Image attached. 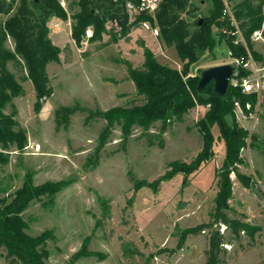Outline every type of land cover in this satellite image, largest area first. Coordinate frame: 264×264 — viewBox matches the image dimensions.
<instances>
[{
	"label": "rangeland",
	"instance_id": "obj_1",
	"mask_svg": "<svg viewBox=\"0 0 264 264\" xmlns=\"http://www.w3.org/2000/svg\"><path fill=\"white\" fill-rule=\"evenodd\" d=\"M186 1L181 14L194 29L196 20L210 15L212 4ZM241 1L225 3L232 8ZM69 20L72 26L70 16L65 21ZM106 27L101 37L86 39L82 35L80 40L69 33V25L59 32L50 29L52 41L61 49L59 60L47 65L53 93L43 98L38 111L33 82L23 80V92L5 108L7 113L14 112L26 129L28 144L22 151H11L9 163L0 165V178L10 194L28 173L35 184L69 182L56 194L54 203L45 196L32 201L23 212L30 234L53 230L47 243L48 264L71 260L74 264H204L209 229L188 234L181 248L178 243L184 230L212 218L225 142L215 125V155L209 162L187 176L177 172L157 182L172 169V161L190 162L201 150L203 141L196 123L206 106L197 105L181 120L173 119L164 132L160 131V121L149 131L135 127L127 140L116 125L100 145L99 136L106 125L101 110L145 101L136 91L126 62L142 68L145 47H150L162 63L182 68L176 49L166 46L160 35L155 36L141 23L133 24L126 35L116 19L107 20ZM8 46H14L12 39ZM252 46L260 59L247 44L246 55L263 67L254 118L242 120L249 137L241 149L243 161L238 163L239 170L250 177V185L245 186L235 172L231 173L234 186L227 212L259 229L253 238L242 234L241 239L224 244L226 264H264V37L252 38ZM229 50L225 42L219 43L214 54L205 53L193 65L190 75L200 76L209 66L226 63ZM9 66L19 78L26 74L21 66L12 62ZM63 106L72 107L74 112L67 113ZM228 121L232 122L231 116ZM221 230L228 234L224 225ZM88 237V249L93 252L79 254ZM0 264H10L2 253Z\"/></svg>",
	"mask_w": 264,
	"mask_h": 264
},
{
	"label": "trees",
	"instance_id": "obj_2",
	"mask_svg": "<svg viewBox=\"0 0 264 264\" xmlns=\"http://www.w3.org/2000/svg\"><path fill=\"white\" fill-rule=\"evenodd\" d=\"M61 1L0 0V165L9 163L12 150L22 151L28 144L27 131L15 118L14 112H5L7 105L23 92L22 81L30 79L33 82L37 96L35 107L38 111L43 98L53 93L47 65L59 60L61 49L49 35L51 18L67 20L70 16L73 19L72 35L75 40H80L90 25L94 26V37H101L107 30L106 22L109 19L119 21L123 35L128 34L133 24L147 20L159 28L163 43L176 49L182 68L162 63L150 47H145L142 68L126 62L136 91L144 96L145 101L101 110L99 114L106 120V125L99 136V144L105 143L116 125L120 127L123 139L127 140L135 127L149 131L154 123L160 121V131L164 132L173 119L181 120L197 105L206 106L204 115L196 123L203 141L201 150L190 162L172 161L169 164L172 169L156 182L172 177L177 172H184L187 176L209 162L215 155L212 128L218 126L220 137L226 145V155L217 174L219 189L211 212L212 218L184 230L178 247L183 246L188 234L209 229V246L204 264H226L223 259L224 244L241 239L242 234L253 238L259 229L248 221L231 217L227 212L234 186L231 173L235 172L245 186L250 185V177L238 168V163L243 161L241 149L247 144L249 131L237 121L233 112L234 101L249 100L254 106L256 92L244 93L241 87L229 85L226 94L220 96L215 92L213 82L203 91H198L200 76L190 75L193 65L205 53L214 54L221 42H225L235 56L247 54L246 45L236 44L232 34L222 32L224 28H232L230 17L223 15L225 0H205L212 4L210 15L203 19L202 24H198L199 19L196 20L194 29H190L189 22L181 14L186 8V0H161L156 11H142L133 21L129 20L126 3L132 1L138 5L141 0H65L66 7ZM263 10L264 0L258 3L243 0L232 7L233 16L237 22L240 21L239 27L246 44L258 60L259 55L252 49V35L262 25ZM2 15L6 17L2 19ZM9 39L13 40V47L8 46ZM11 62L25 69L26 74L22 78L10 69ZM239 71L240 75L248 73L242 67ZM62 109L67 113L74 112L69 106H63ZM228 116L232 117L231 123ZM68 184L67 180H47L35 184L31 173H28L23 184L10 194L8 185L0 178V253L4 254L10 264H48L50 251L47 243L53 238V230L30 234L27 231L29 223L23 212L32 201L45 196L49 197V202L54 203L56 194ZM223 225L228 234L221 230ZM88 245L89 237L83 242L79 254L82 251L91 254L93 251L88 249ZM66 264H74V261Z\"/></svg>",
	"mask_w": 264,
	"mask_h": 264
},
{
	"label": "built area",
	"instance_id": "obj_3",
	"mask_svg": "<svg viewBox=\"0 0 264 264\" xmlns=\"http://www.w3.org/2000/svg\"><path fill=\"white\" fill-rule=\"evenodd\" d=\"M161 0H141L140 4H135L132 1H128L126 3V9L128 12L129 20L133 21L136 19V17L142 12L146 11L149 13H153L156 11L160 5ZM61 4L66 7L65 0L61 1ZM224 16L230 17V24L232 28L222 29V32L227 34H232L234 36V42L236 44H242L246 45L243 36V32L241 28L238 26L237 21L232 13V8L226 5L225 9L223 10ZM144 27L150 31L155 36L160 35V30L157 26H153L149 21L144 20L141 22ZM64 25H69V33L72 34V26L71 21H65L58 17H53L49 21V27L53 32H59L63 29ZM86 39H90L94 36V30L91 26H88L85 30V33L83 35ZM264 37V10H263V21L260 29L256 30L252 38H263ZM230 59L227 62H231L235 66L234 73L230 79V85H233L234 87H241L242 91L244 93H252L256 92L258 90V87H260V76L259 71L262 69L263 66L258 64L256 59H254L253 56L250 54L248 55H241V56H235L233 54L232 50L228 51ZM245 68L248 70V73L245 75H240L239 68ZM233 112L237 119V121L246 128V126L243 124L242 120H248L250 118H254V108L251 101L247 100L246 102L241 101L240 99H235L234 106H233ZM244 148V147H243ZM242 148V149H243ZM260 184L263 182L259 180ZM262 188L264 189V185L262 184Z\"/></svg>",
	"mask_w": 264,
	"mask_h": 264
},
{
	"label": "water",
	"instance_id": "obj_4",
	"mask_svg": "<svg viewBox=\"0 0 264 264\" xmlns=\"http://www.w3.org/2000/svg\"><path fill=\"white\" fill-rule=\"evenodd\" d=\"M202 22L203 19L200 18L198 24ZM234 70L235 66L231 62L212 65L202 70L197 86L198 91H203L210 82H213L215 92L220 96L225 95Z\"/></svg>",
	"mask_w": 264,
	"mask_h": 264
}]
</instances>
